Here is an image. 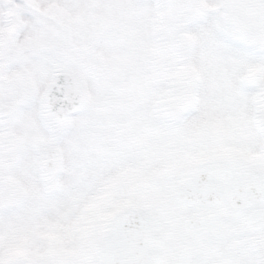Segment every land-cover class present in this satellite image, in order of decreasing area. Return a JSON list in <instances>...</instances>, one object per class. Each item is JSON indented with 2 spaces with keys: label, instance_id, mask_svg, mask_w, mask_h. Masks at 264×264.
<instances>
[{
  "label": "snow or ice",
  "instance_id": "1",
  "mask_svg": "<svg viewBox=\"0 0 264 264\" xmlns=\"http://www.w3.org/2000/svg\"><path fill=\"white\" fill-rule=\"evenodd\" d=\"M0 264H264V0H0Z\"/></svg>",
  "mask_w": 264,
  "mask_h": 264
}]
</instances>
